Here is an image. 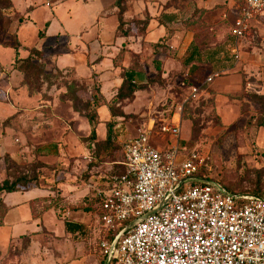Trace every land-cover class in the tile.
<instances>
[{
    "label": "rangeland",
    "instance_id": "374dc122",
    "mask_svg": "<svg viewBox=\"0 0 264 264\" xmlns=\"http://www.w3.org/2000/svg\"><path fill=\"white\" fill-rule=\"evenodd\" d=\"M8 1L0 183L16 191L1 194L0 264H99L103 228L85 208L118 171L121 143L150 120L156 131L178 107L202 175L264 197V9L235 38L233 0H125L121 23L116 0ZM191 42L200 50L193 73L184 63ZM128 70L143 85L114 102ZM66 220L83 230L67 233Z\"/></svg>",
    "mask_w": 264,
    "mask_h": 264
},
{
    "label": "built area",
    "instance_id": "2783aa9c",
    "mask_svg": "<svg viewBox=\"0 0 264 264\" xmlns=\"http://www.w3.org/2000/svg\"><path fill=\"white\" fill-rule=\"evenodd\" d=\"M233 1L239 38L264 0ZM181 125L178 107L156 131L150 120L121 143L118 173L93 197L103 228L99 264H264V197L202 175L203 158L183 143Z\"/></svg>",
    "mask_w": 264,
    "mask_h": 264
},
{
    "label": "trees",
    "instance_id": "16d2710c",
    "mask_svg": "<svg viewBox=\"0 0 264 264\" xmlns=\"http://www.w3.org/2000/svg\"><path fill=\"white\" fill-rule=\"evenodd\" d=\"M8 3H9V1H8ZM124 3H125V0H116V2H115V6L118 7V9H119L118 13H119L120 23L122 22V14L125 11ZM188 48H190L191 51L187 55V57L185 58L184 63L186 65H191L190 66V73H193V71H195V69H196L194 62H196L200 58V50H199V48L194 46L193 42L190 43ZM156 67H157V69L160 68V62L159 61L156 62ZM140 77H141V73L137 70L125 71L124 77H123L119 87L117 88L116 93H115L112 101L120 102V101L132 98L134 96V93L137 90H140L142 85H143V83H141L139 81V80H141ZM111 127L112 126H109V128H108V135L106 138V142H109L111 139L110 138L111 132H112ZM118 171H119V169H118ZM118 171L116 173H118ZM226 187L230 191L236 192V191L231 190L228 186H226ZM15 191H16V183L15 182L10 183L8 180H3L0 183V220L6 213V206L3 204L2 200H1V194L3 192L12 193ZM252 195H258V194H252ZM259 196H261V195H259ZM95 203H96V200L93 198L90 206L86 207L85 210H89L90 212L95 211V208H94ZM64 225H65V230L67 233L81 232L84 228V226L82 224L71 222L68 220H66L64 222Z\"/></svg>",
    "mask_w": 264,
    "mask_h": 264
},
{
    "label": "crops",
    "instance_id": "0c3cea01",
    "mask_svg": "<svg viewBox=\"0 0 264 264\" xmlns=\"http://www.w3.org/2000/svg\"><path fill=\"white\" fill-rule=\"evenodd\" d=\"M216 2L221 3L222 5H226L228 0H205L203 2V5H205L206 7L211 8V6H213Z\"/></svg>",
    "mask_w": 264,
    "mask_h": 264
}]
</instances>
